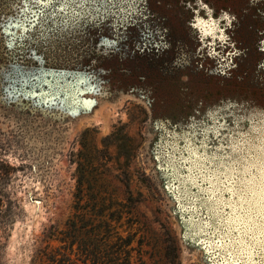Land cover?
Returning <instances> with one entry per match:
<instances>
[{"label":"rangeland","instance_id":"obj_1","mask_svg":"<svg viewBox=\"0 0 264 264\" xmlns=\"http://www.w3.org/2000/svg\"><path fill=\"white\" fill-rule=\"evenodd\" d=\"M186 1L0 0V264H264V6Z\"/></svg>","mask_w":264,"mask_h":264},{"label":"trees","instance_id":"obj_2","mask_svg":"<svg viewBox=\"0 0 264 264\" xmlns=\"http://www.w3.org/2000/svg\"><path fill=\"white\" fill-rule=\"evenodd\" d=\"M188 1V0H187ZM186 1V2H187ZM140 2H141V0H140ZM185 2V3H186ZM143 3H146V2H143ZM186 5V4H185ZM245 6H248V7H252V6H254L255 8L257 7V6H260L259 8L261 9L262 7L261 6H264V0H247V2L245 3ZM142 8V7H141ZM208 8L206 7V6H204V8H203V10H205V12L202 10V11H198V12H196V15L199 17V15H203V17L201 18V19H206L207 18V15L209 14L208 13V10H207ZM133 10H135V8H133ZM143 10V13H147V12H151L152 11V9L150 10V8H149V6H147V4H143V8L141 9V11ZM215 10V9H214ZM258 10V9H257ZM193 12V11H192ZM216 10L215 11H213V13H212V15H215L216 13ZM254 14H253V16H256V12H255V10L254 11H252ZM132 13V9H131V12H130V14ZM140 14L142 13V12H139ZM133 16V15H132ZM204 16H206V17H204ZM228 17L229 18H231L232 16H231V13L229 12V15H228ZM236 16H234V18H235ZM158 18H160V17H158ZM212 18V17H211ZM223 19H221L220 20V25L218 26V32L220 33V35L222 36V31L224 30V33H223V35L225 36V37H227L228 39H222V38H220V37H217L216 36V41L214 42V44H213V46L216 48V49H213L214 51H218L220 54H221V57H223L222 59H223V61L225 62V61H231V60H233V58H234V55L238 52V50H237V41L235 40V39H229V37H228V35H227V32L229 33V30H228V28H231L232 26H234L235 24H232V20H231V22L230 23H228V24H226V16H223L222 17ZM196 19V16H195V18H194V20ZM237 19V18H236ZM160 20V19H159ZM228 26V27H225V26ZM198 27V26H197ZM199 28V27H198ZM153 28H149L148 29V31H147V33L146 34H148L149 36H152L153 34H154V30H152ZM252 30H253V28H251ZM165 30V29H164ZM256 30H257V28H256ZM232 31H234V32H236L235 30H233L232 29ZM258 32H259V30H257ZM201 32V31H200ZM249 32V31H248ZM253 33H255V31H253ZM259 33H264V28H263V30H261ZM258 33V34H259ZM198 36V35H197ZM199 37V36H198ZM197 37V38H198ZM208 38H211V36H208ZM143 44H142V46H139L138 48H137V50L138 51H140V50H142V51H145V49L146 50H148V52L150 51V50H152V49H155L156 47V49H158L159 47H162V45L163 44H165L166 42H162V41H158V40H156L155 38L152 40L150 37H147L146 39H145V41L144 42H142ZM160 43V44H159ZM140 44V43H139ZM160 45V46H159ZM235 45H236V47H235ZM155 49V50H156ZM242 51V50H241ZM89 52H91V51H89ZM147 52V51H146ZM218 52H217V55H218ZM151 55L152 54H148V57L147 58H151ZM223 55V56H222ZM237 55V54H236ZM235 55V56H236ZM221 57L219 58V59H221ZM129 242H127V244H128ZM95 260L93 259V262H94Z\"/></svg>","mask_w":264,"mask_h":264},{"label":"snow or ice","instance_id":"obj_3","mask_svg":"<svg viewBox=\"0 0 264 264\" xmlns=\"http://www.w3.org/2000/svg\"><path fill=\"white\" fill-rule=\"evenodd\" d=\"M35 2L37 3V4H52L53 2H55V0H35ZM71 2V0H63V4H64V7L65 8H67V5L69 4ZM223 183H225V184H230V185H232V187H228L226 190L227 191H229V192H232L233 191V188L236 186V184L237 183H243V181H241L240 179H239V177L237 176L235 179H233V178H231V177H229V176H227V175H225V177H224V180L222 181ZM240 197H244L245 196V192L243 191V190H240L238 193H237ZM262 198H264V197H262ZM244 203H246V201H244V202H242V203H240L239 204V209H240V211L241 212H243L244 211ZM229 207H233V205H228ZM237 219H241V218H237ZM232 223H235V221L233 220V221H231L230 222V225L232 224ZM229 230L231 231V230H235V231H239L240 229H232L231 228V226L229 227ZM246 235H247V233H245ZM226 235H227V233H226ZM261 251H264V248H262L261 249ZM231 254V253H230Z\"/></svg>","mask_w":264,"mask_h":264}]
</instances>
